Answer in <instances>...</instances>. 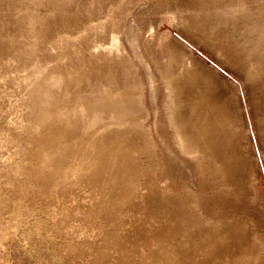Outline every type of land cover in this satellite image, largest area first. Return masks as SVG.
<instances>
[{
    "label": "bare ground",
    "instance_id": "6f19581e",
    "mask_svg": "<svg viewBox=\"0 0 264 264\" xmlns=\"http://www.w3.org/2000/svg\"><path fill=\"white\" fill-rule=\"evenodd\" d=\"M39 1L0 0V15L6 7L18 4L22 12L17 13L15 17L20 22L21 28L24 31L38 28L39 34L38 37L30 41L31 43L29 42L31 45H18L20 34L5 32L0 26V49L4 44L9 47L18 45V55L21 59H26L30 51L35 54V58L27 67L20 68L17 66L18 60L14 59L17 57H8L5 55L6 53L0 51V226L7 230L0 235V242L4 244L8 238L10 239L19 224L26 221L27 216L36 208V205H40L43 211L52 212L49 223L58 227L61 237L67 241L66 250L68 249L70 252V246L78 248L87 240V246L95 247L98 252L95 258L91 251L90 253L85 251L84 255L91 256L90 261L75 262L73 258L71 264H114L118 259L116 254L119 255L120 251L127 250V246L133 244L131 242L133 236L112 233L110 230L115 229V224L106 219L103 221L101 217L96 218L93 222L82 220V214L91 215L92 213L93 207L90 206L92 210L86 207L87 204L90 205L87 201L92 198V193L94 195L95 191H98V194L103 196L106 185V183L102 184L97 190L93 186H87L89 188L87 191L82 182L86 171L94 166L91 170L93 173L101 170L108 171L110 165L107 163V157L110 158L113 167L115 166L114 162L117 163L119 160L116 158L118 153L112 147L107 149L111 140L110 134L106 133L116 132L118 138L119 135L128 133V130L124 131L127 123L131 122L133 126L143 125L145 117L143 114L147 111L142 102L141 93L137 92L138 113L137 110L127 106L129 102L123 98V91L118 88L107 89L103 86L97 87L100 95L88 103L82 102L83 96H80V99L78 98L80 103L73 109L67 110L59 98L63 93L69 92L70 86L67 77L71 76V71L59 70L58 66L62 64L56 65L51 59L44 60L42 53L48 51V54H54L55 51L67 50L68 47H71L72 51L63 53V60L72 54H79L83 51H93L91 54L98 59V62L103 55L108 59L121 57L126 63L129 59H135L138 64L146 60L141 54V49L138 51L139 54L137 52L132 56L129 48L125 47L121 41L122 25L126 14L121 18L113 16L111 19L110 16L115 10L113 6L107 11V19L96 20V22L90 20L84 29L76 34L57 32L51 42L40 46V38L44 39L48 35L51 22L58 16L59 9L67 4H58L60 0L53 1L58 5L42 19L33 11V7ZM198 4L202 12L208 11V14L204 15L214 23V17L219 16L220 12L217 9L211 11L205 7V0H198ZM239 5V13L247 11L248 14H253V10H246L245 0H240ZM255 11L263 13L264 10L259 7ZM173 14L184 34L193 33L196 40L210 43L208 50L216 60L223 66L231 67L234 74L245 82L250 111L261 138L258 128L261 118L256 112H258L259 106L264 107L263 57L256 56L257 53H251L241 62L235 43L230 42L229 45H224L221 42H212L213 38L206 35L211 34L209 29L213 24L205 25L201 21H194L191 18L193 16L181 10H175ZM108 21L113 24L109 29L107 28ZM154 26L155 24L151 23L149 29H155ZM195 30H199L201 34H196ZM251 30L253 38L258 39L256 36L259 34L255 28H251ZM149 35L145 38L144 51L154 67L157 68L163 82V94L167 101L164 115H161L162 118L155 122V126L158 128L157 137H154L147 128L154 149L165 153L164 160L159 151L155 153L156 164L152 168L156 173L154 178L156 181L158 180L156 186L162 188L161 192L167 196L165 188L173 185L176 191L173 193L175 195L177 192H181L177 189L178 182L184 183L186 175L194 173L199 176L200 185L205 191H214L212 196L207 194L203 197L198 196L202 200L231 198V196L234 198L254 196L249 192H257L259 174L255 150L249 135L248 118L243 109V101L238 88L228 76L207 64L204 59L196 56L184 43L173 36H171L169 45L167 39H164L160 44V38L155 32H150ZM225 38L222 36L218 41ZM257 43L259 44H256V47H263L264 50V42L260 44L259 40ZM160 46L162 49H159ZM103 64L104 67H107L105 61ZM5 86H8L9 89V93L6 95L2 92ZM257 88L262 90L261 95ZM85 96L89 97L90 94ZM152 97L156 98V94L153 93ZM191 108H194L193 116L195 115V118L192 120V117H189L192 122V131L188 142L183 136L184 129L187 127H175L173 123L179 121L180 125L182 118L185 119V116L189 115ZM51 109L55 110L57 114L50 119ZM118 109H121L120 112ZM98 120H102V123L94 126ZM83 121H88L89 126L81 127L82 133L79 130L76 131L75 139L78 143L74 142L69 138L67 132L74 125L80 126ZM170 128L174 130V135L168 137L166 131ZM64 132H66L65 135ZM91 134L94 140L86 146L82 145ZM60 137H67L72 150H69L65 145L55 152L49 149L52 140L55 141ZM103 142L105 145H102ZM189 145L191 149H188ZM184 148L186 150H183ZM198 148H202L203 152L198 151ZM63 153L66 154L65 157H63ZM81 156H86L87 159L82 160ZM185 160H192L193 165L186 168L180 166L186 162ZM33 163L36 168L31 167ZM133 163L136 161L133 160ZM128 170V167L118 169L115 171V176H122ZM39 175H43L47 185L44 182L41 185L36 182V176ZM144 175L145 172L141 169L134 180L136 181ZM107 182V186L108 184L112 185L109 179ZM139 185L141 186L139 190L134 191V186H129L128 190L131 193L136 192V195L147 193V189L142 187L141 183ZM186 185L184 190L189 193L190 190ZM247 189H249L248 193ZM35 190L42 195L33 196ZM47 190L51 191V197L44 201L40 198H47ZM79 191L81 194L76 195ZM68 198L72 200V205L68 204ZM253 199L251 198L250 202ZM130 200H133L130 204L132 207L128 209L132 211L133 216L142 218L143 207L134 198H130ZM107 201L108 198H98L96 208H99L101 216L106 215ZM193 203L196 207L199 206L196 200H193ZM212 203L206 206L210 209L211 215H225L229 211L236 212L240 207L239 204L233 206L229 201L228 203L224 202L225 205ZM257 209L258 207H254L253 211ZM200 211L203 212V209L200 208ZM244 214L249 216L248 211ZM2 216H7L8 219H3ZM240 217L241 215H236L229 218V221L235 223L236 229L247 225V221L244 219L239 220ZM245 217L247 218V216ZM148 218L147 214L142 219L149 222ZM204 218L207 219L208 216H204ZM100 221L105 225H101L95 234H93V229V235H90L88 230L99 226ZM250 226L253 228L252 223ZM34 227L46 236L50 234L49 224L45 220L35 222ZM254 230L255 228L251 231ZM257 234L258 232L250 233L246 237L248 242L242 256L233 258L227 255L222 262L225 264H264L262 256L264 234L261 236L262 243L259 242ZM93 236L98 238L97 244L89 241ZM73 237L76 238L72 239ZM108 244L117 247L109 252L106 250ZM104 251H106V255L102 254ZM108 257H111L113 261ZM139 257L141 260L145 258L141 251ZM0 259L4 261L2 255H0ZM155 261L156 264H172L167 253H158ZM195 261L188 264H196L193 263Z\"/></svg>",
    "mask_w": 264,
    "mask_h": 264
},
{
    "label": "rangeland",
    "instance_id": "374dc122",
    "mask_svg": "<svg viewBox=\"0 0 264 264\" xmlns=\"http://www.w3.org/2000/svg\"><path fill=\"white\" fill-rule=\"evenodd\" d=\"M53 1L55 0H40L33 7V11L43 19L58 4H67L59 9L58 16L51 22L48 35L44 39L40 38V46L51 42L57 32L76 34L83 30L90 20L96 22V20L107 19V11L113 6L115 10L112 12V16H110L111 19L113 16L121 18L126 14L122 25L121 41L125 47L129 48L130 55L132 56L141 49V54L146 60L138 64L135 59H129L126 63L121 57L108 59L107 56L103 55L98 62V59L91 54L93 51L72 54L63 60V53L72 51L71 47H68L67 50L55 51L54 54H48V51L42 53L44 60L51 59L56 65L61 63L62 65L58 66L59 70L71 71V76L67 77L70 86L69 92L63 93L59 98L67 110L73 109L80 103V96H83L82 102L88 103L91 99L100 95L97 87L103 86V88H118L120 91H123V98L129 102L127 106L137 110L138 113L137 92L141 93L142 102L147 111L143 114L145 116L143 118V125L133 126L131 122L127 123L126 121L127 125L124 129V131L128 130L126 135L123 133L117 138L116 132L106 133L110 134L109 138L111 140V144L107 149L112 147L118 153L116 158L119 160L117 163L116 161L114 162L115 166L113 167L110 158L107 157V163L111 168L109 167L108 171L101 170L100 172L93 173L91 170L94 166L86 171L83 178L84 181L82 182L87 191H89L87 186H93L97 190L102 184L106 183L103 196L99 195L98 191H95L94 195L92 193V198H89V201H87L90 205L87 204L86 206L90 210H92L90 206L93 207L92 213L91 215L82 214V220L93 222L96 218L101 217L103 221L106 219L115 224V229L110 230L112 233L130 234L133 236L131 239L133 244L127 246V250L120 251L119 255L118 253L116 254L118 259L115 260L114 264H156L155 260L158 253H167L172 264H188L194 260L196 261L193 263L196 264H225L222 261H224L227 255L234 258L244 254V249L248 242L246 237L250 233L255 234L258 232V240L262 243L261 236L264 234V107L259 106L257 111H261V113L256 112L261 118L258 126L261 132L260 138L255 127L254 117L250 111L245 82L234 74L231 67L223 66L216 60L208 50L210 43L204 41L207 45L202 41L196 40L193 33L190 35L184 34L180 29L178 20L174 19L173 11L181 10L193 16L191 18L194 21H201L205 25L213 24L209 29L211 34L206 35L213 38L212 42H221L224 45H229L230 42L235 43L240 60L243 62L251 53H257L256 56H261L264 59L263 47H256V44H259L257 43L259 40L260 44L264 42V11L263 13L255 11L259 7H261V10H264V0H245L247 4L246 10H253V14H248L247 11L243 13L238 12L240 0H205V7L211 11L217 9L220 12L219 16H213L215 19L214 23L204 15L208 14V11H201L198 0H60L58 4L53 3ZM122 2L124 3L122 4ZM21 12L18 4L6 7L5 11L0 15V26L5 32H18L20 34L18 45L27 46L31 45L30 41L39 36L38 28L24 31L20 26V22L15 17L17 13ZM167 14L169 15L167 16ZM199 14L201 15L197 16ZM151 23L155 24V29L153 30L149 29ZM246 25L248 26L244 29ZM112 26V22L108 21L107 28L109 29ZM251 28H255V31L259 34L256 36L258 39L253 38ZM150 32H155L159 36L160 44H162L164 39H167L170 45L171 36L178 39L196 56L201 57L207 64L228 76L238 88L243 101V109L248 118L249 135L255 150L259 174L257 192H249V189H247V193H252L254 196L248 198H240L239 196L234 198L231 196V198H211L212 201L210 199L202 200L198 196L203 197L205 194L212 196L214 191H205L200 185L199 176L194 173L186 175L184 183L178 182L177 189L181 190V192H177L175 195L173 194L176 192L173 185L165 188L167 196L161 192L162 188L156 186L158 180L156 181L154 178L156 173L152 166L156 164L155 153L159 150L154 149L147 128L154 137H157L158 128L155 126V122L162 118L161 115H164L167 101L166 96L163 94V82L157 72V68L154 67L144 51L145 38L150 36ZM195 33L201 34L199 30H195ZM222 36L226 38L218 41ZM18 45L9 47L4 44L0 51L6 53L5 55L8 57H17L14 58L18 60L17 66L24 68L35 58V54L33 51H30L26 59L19 58ZM159 49H162V46ZM103 61H105L107 67H104ZM4 88L2 92L6 95L9 93V89L8 86ZM257 91L260 95L262 94V90L259 88H257ZM153 93L156 94V98L154 99L152 97ZM88 94L90 96L86 97L85 95ZM123 108L126 109V107ZM118 110L120 112L121 109ZM193 111L194 108H191L189 115H186L185 119L182 118L180 125L179 121L173 123L175 127H187L184 129L185 133L183 136L188 142L189 136H191L190 132L192 131V122L189 117H192V120L195 118ZM55 114L57 112L51 109L50 119ZM201 115L204 114L201 113ZM178 118L180 119V117ZM101 123L102 120H98L94 126ZM84 126H89V122L83 121L80 126L74 125L67 132V135L71 140L77 142L75 139L76 131L79 130L82 133L81 127ZM65 134L66 132H64ZM166 135L168 137L174 135V130L172 128L168 129ZM93 138L92 134L89 135L82 145H88L94 140ZM62 145L72 150L67 137H60L55 141L52 140L49 149L55 152ZM102 145H105V142ZM188 149H191L190 145ZM100 150L101 148L99 147ZM183 150H186V148ZM198 151L203 152V149L198 148ZM178 152L181 153L180 151ZM159 153L164 160L165 153L162 151H159ZM65 156L66 154L63 153V157ZM81 159L86 160L87 157L81 156ZM133 160L136 163H133ZM34 165V163L31 164V167L36 168ZM191 165H193V161L188 160L180 166L186 168ZM123 167H128V172L122 176H115V171ZM141 169H143L145 175L144 177L140 176L135 181L134 178ZM107 179L112 182V185L108 184L107 186ZM36 182L39 185L43 182L47 185L43 175L36 176ZM139 183L147 189V193L136 195V192L131 193L128 190L129 186H134V191L141 189ZM45 185L44 188H46ZM58 185L61 187L60 184ZM185 185L187 189L189 188V193L184 190ZM50 192V190H47V198L40 199L47 201L51 197ZM80 194L81 191L76 195ZM37 195L41 196L42 194H39L35 190L33 196ZM98 198H108L106 202L108 209L105 216L99 215V208H96ZM130 198H134L143 207L142 218L148 214L150 218H148L149 222H145L142 218L132 215V211L128 209L132 207L130 204L133 200H130ZM251 198L254 199L250 202ZM68 199V204L72 205V200ZM214 199L217 201H213ZM193 200H196L199 205L198 207L195 206ZM228 201L233 206L239 204V209L236 212L229 211L225 215H211L210 209L206 208L212 202V204L225 205L224 202L228 203ZM254 207H258V209L253 211ZM200 208L203 209V212L200 211ZM246 211L249 212V216L244 214ZM236 215H241L239 220L244 219V221H247V225L243 226L244 228L239 227V229H236L235 223L233 224L229 221V218H233ZM51 216V211L45 212L41 209L40 205H36V208L27 216L26 221L19 224L18 229L12 237L8 238L4 244L0 242V255L3 256L4 261L7 260L4 262L0 259V264H71L74 259L75 262L82 261L84 263V261H90L91 258L90 255H84L85 251L89 253L91 251V254L95 255V258L97 257L98 252L95 250V247L90 248L87 246V240L78 248L70 246V252L68 249L66 250L67 241L61 237L58 227L56 228L49 223ZM204 216H208V218L205 219ZM2 218L8 219L7 216H2ZM44 220L49 224V229L51 230L48 236L39 232L34 227L35 222ZM100 222L99 226H94V228L92 227L88 230L90 235L95 234L101 228V225H105L104 222ZM250 223H252L253 228L250 226ZM254 228L255 230L251 231ZM6 231L4 227L0 226V235ZM95 237L93 236L89 240L93 244H97L98 238ZM74 238L76 237L72 239ZM115 247L117 246L108 244L106 250L110 252ZM140 251L145 257L142 260L139 257ZM102 254L106 255L107 253L104 251ZM262 256L264 258V250ZM108 258L113 261L111 257Z\"/></svg>",
    "mask_w": 264,
    "mask_h": 264
}]
</instances>
